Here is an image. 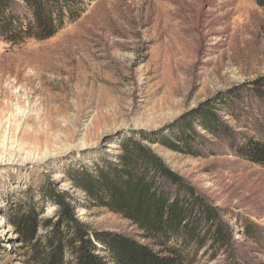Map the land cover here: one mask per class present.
I'll return each instance as SVG.
<instances>
[{
    "label": "rangeland",
    "instance_id": "374dc122",
    "mask_svg": "<svg viewBox=\"0 0 264 264\" xmlns=\"http://www.w3.org/2000/svg\"><path fill=\"white\" fill-rule=\"evenodd\" d=\"M211 108L217 135L194 119ZM188 120L199 155L157 141ZM252 136L264 139V0H88L47 38L0 35V264H37L33 244L59 219L52 188L71 195L74 217L94 231L143 241L71 179L118 164L129 139L231 226L230 251L211 259L206 246L192 264H264V166L231 148ZM28 210L25 237L11 222Z\"/></svg>",
    "mask_w": 264,
    "mask_h": 264
},
{
    "label": "trees",
    "instance_id": "16d2710c",
    "mask_svg": "<svg viewBox=\"0 0 264 264\" xmlns=\"http://www.w3.org/2000/svg\"><path fill=\"white\" fill-rule=\"evenodd\" d=\"M87 3L0 0V35L8 41L47 38L77 19ZM212 110L194 119L208 133L216 134L218 119ZM191 122H184L173 139L164 136L157 141L169 149L199 155L195 145L199 140ZM122 145L118 164L102 165L94 175L74 171L71 179L94 202L108 205L133 222L143 241L94 231L74 217L68 202L71 195L52 188L48 196L60 205L59 219L48 234L39 236L41 247L33 244L37 264H192L206 246L203 253L211 249V259L220 249L231 250L232 228L210 201L151 149L135 139ZM231 148L235 155L264 166L263 138L252 136ZM31 210L16 214L11 222L25 237L33 232L35 216ZM45 222L51 224L50 220ZM243 227L256 241L250 224L245 222Z\"/></svg>",
    "mask_w": 264,
    "mask_h": 264
}]
</instances>
